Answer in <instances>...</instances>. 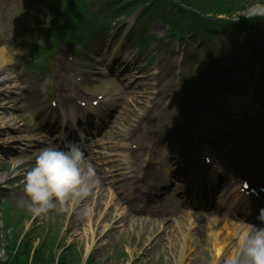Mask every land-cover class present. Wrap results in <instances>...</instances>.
<instances>
[{"label": "rangeland", "instance_id": "374dc122", "mask_svg": "<svg viewBox=\"0 0 264 264\" xmlns=\"http://www.w3.org/2000/svg\"><path fill=\"white\" fill-rule=\"evenodd\" d=\"M68 1L0 0V49L11 58L6 71L12 74L13 82L11 91L0 93V264L11 261L12 264H177L178 256H173V236L182 216L186 219L191 212V196L196 186L189 185L187 174L179 173L156 198L150 189L146 193L145 180L152 166L156 168L159 162L163 164V172L158 179L176 172L177 160L173 165L172 157L178 156L179 151L184 158H196V161L206 155L217 160L220 156L226 161L227 156L234 154L236 145L228 130L240 128L239 135L243 137V127L233 123L231 126L223 120L234 119L239 123L235 112L244 103L228 101L236 99V86L228 85L219 90L217 96L211 92H215L223 78L231 75L248 79L246 86L250 85L249 89L253 82L264 83L261 73L264 65V0H169L170 3L161 0L163 7L171 4L183 17L182 21L176 17V26L180 28L218 25L233 20L262 21L260 33L247 47L238 33L230 32L217 36L214 39L217 43L211 48L214 41L208 47L204 43L185 47L183 42L165 37L166 26L156 21L151 24L150 32L157 37L145 53L140 54L138 50L136 32L128 34L127 29L123 30L126 27L121 25L119 30L110 32L109 38L95 41L88 57L81 55L78 65L69 58L66 43L52 41L57 24L63 25L66 20L67 24L71 22V18L65 16ZM85 1L89 5L91 0ZM252 10L262 14L248 16ZM67 11L73 14V9ZM186 17H191L192 22H184ZM133 19L134 15L124 23L130 26ZM224 41L234 47L232 55L222 52ZM58 44L54 50L53 45ZM250 44L254 46L251 51ZM39 50L47 53L53 50L42 70L32 67L39 59ZM223 58L231 61L230 69L225 72L217 63ZM46 80L50 81L47 86ZM82 89L89 95H105L116 114L111 128L97 141L95 153L82 166L94 168L97 184L87 200L69 203L63 209L58 205L46 218L34 217L20 203L26 200L24 176L41 150L65 147L64 141L56 146L53 140L59 123L70 121L71 115L61 108H67L68 103L75 105L76 100L83 97ZM242 97H248L247 93ZM60 100L69 102L61 106ZM221 112L231 116L220 117ZM73 116L75 122L70 130L85 132L78 116ZM250 121L244 128L255 136L256 125L264 124L263 113H255ZM215 122L219 128H227L221 131L224 137L215 141L202 137L201 127ZM98 127L91 128L92 132H97ZM63 136L65 141L68 140V136ZM192 136L196 142L184 147ZM230 142H233L232 146ZM128 143L139 145L141 151L148 152L142 153L144 158L140 157V151L137 152L128 168L121 170L124 168L122 155L126 153L124 149ZM148 157L153 163H144ZM252 157L255 167L262 166L263 158L258 149ZM166 162H170L171 171L167 170ZM220 163L214 162L217 174H220L216 178L223 180L235 176L234 173L230 175L231 169L224 173ZM233 164L239 168L237 174L262 172L257 168L245 169L244 162L238 159H234ZM191 178H195L194 175ZM205 185L206 180L203 187ZM239 186L237 182L234 187L239 189ZM235 195H239L237 191ZM169 204L182 213L174 214L175 210H171L170 214L174 215L165 217L163 211ZM231 204L221 207L229 213L232 212ZM85 205L91 207L92 213L82 219L77 210ZM214 219L226 225L243 224L241 218L231 222L228 216L219 219L209 215L207 218L209 221ZM182 231L187 232L186 227ZM203 233L195 228L189 233L183 244H188L193 237L191 252L188 244L181 264H223L228 255L215 258V252L204 245ZM236 243L238 240L232 244Z\"/></svg>", "mask_w": 264, "mask_h": 264}, {"label": "clouds", "instance_id": "9594fccd", "mask_svg": "<svg viewBox=\"0 0 264 264\" xmlns=\"http://www.w3.org/2000/svg\"><path fill=\"white\" fill-rule=\"evenodd\" d=\"M50 19V18H49ZM12 78L10 72L0 74V81ZM50 81L44 82L47 86ZM11 119V117H8ZM85 152L80 143L68 142L63 149L45 148L35 158L34 165L23 180L21 201L32 216L46 218L59 205L79 204L87 200L97 184L95 170L91 165L84 169ZM122 163H130L128 154L122 155ZM91 207L85 205L77 210L79 218H88ZM258 219L264 222V210ZM235 251L225 257L223 264H264V227L244 223L237 235Z\"/></svg>", "mask_w": 264, "mask_h": 264}, {"label": "bare ground", "instance_id": "6f19581e", "mask_svg": "<svg viewBox=\"0 0 264 264\" xmlns=\"http://www.w3.org/2000/svg\"><path fill=\"white\" fill-rule=\"evenodd\" d=\"M257 14H262V13L260 11L252 10L247 15L254 16ZM222 47H223V53L225 55L231 54L232 52L235 51L234 47L231 45L229 41L228 42L224 41V43H222ZM6 55L7 54L5 53V50L0 49V74L6 71V67L9 64V61L11 59L9 56H6ZM59 63L60 62L58 61V64ZM12 84H13L12 78L8 80L0 81V93L11 91L13 89ZM164 94L165 93H163V95ZM224 115H227V114H224ZM228 122L232 124V121L230 120H223V123H228ZM222 130H227V128L225 127L219 128L220 132ZM228 131H229V135L234 140L235 145H236L234 154L231 156H228L226 160L227 164L229 165V169H231L232 171L231 174L239 172L237 167L233 164L234 159H238L241 162H245L244 167L254 168V161H253L252 153L255 150V146L249 144L243 137L239 135V132H240L239 128L231 127L229 128ZM188 144L191 145L192 141L188 142ZM263 164H264V160H263ZM230 166H232V168H230ZM153 174H156V169H154ZM261 174L264 175V173H261ZM254 175L256 174H251V176H254ZM251 176L247 175L246 178H250ZM171 178L172 177L170 176L168 180H171ZM149 184H150V181L148 182L147 185L149 186ZM223 204L224 203H220L218 205L221 206ZM181 220L182 221H180V223L178 224V227L175 228V233L173 236L175 240L173 256L175 258L176 256H178L176 258L178 259L177 264L182 263L184 259L183 255L185 254V248L188 246V244H189V253L191 252L190 244H192L193 237L190 238L189 240L190 243L188 242V244L186 245L183 243L187 242L186 238H188V235H190L189 233L192 232L194 228L196 230L199 229V231L201 232L204 231L203 233L204 234L203 236L204 245L206 244L205 247L208 250L215 252V258H217L216 256L221 257L223 255H230L235 251L238 243L236 244H232V243L235 240H237V235L240 232L242 226H237L235 223L226 225L220 222V220L218 219H214V221L212 220L209 221L207 220V218H201L199 217V215H194L192 213H189L188 215H186V219H185V216H182ZM184 227H186V231H187L185 233L184 231H182Z\"/></svg>", "mask_w": 264, "mask_h": 264}, {"label": "trees", "instance_id": "16d2710c", "mask_svg": "<svg viewBox=\"0 0 264 264\" xmlns=\"http://www.w3.org/2000/svg\"><path fill=\"white\" fill-rule=\"evenodd\" d=\"M17 261H18V260L16 259V262H17ZM12 263H13V262L11 261V262H8V263L6 262L5 264H12Z\"/></svg>", "mask_w": 264, "mask_h": 264}]
</instances>
